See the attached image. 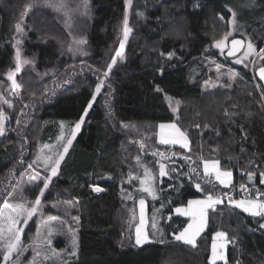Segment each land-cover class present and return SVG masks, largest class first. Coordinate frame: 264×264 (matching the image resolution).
I'll use <instances>...</instances> for the list:
<instances>
[{
	"label": "trees",
	"instance_id": "trees-1",
	"mask_svg": "<svg viewBox=\"0 0 264 264\" xmlns=\"http://www.w3.org/2000/svg\"><path fill=\"white\" fill-rule=\"evenodd\" d=\"M89 1L83 59L68 56L55 41L68 37L50 10L35 5L29 13L35 22L43 19L37 27L47 40L31 32L24 56L34 59L37 85L51 82L41 91L43 97H32L31 115L25 118L22 110L21 120L14 112L11 123L19 119L16 131L0 138V208L11 192L12 179L34 158L37 144L54 139L60 122L75 125L87 109L72 149L42 198L72 203L77 255L69 264H209L212 237L218 231L226 233L229 242L227 262L218 264H264V228L260 227L264 215L245 214L229 200L208 212L207 226L194 246L175 239L187 218L174 209L191 198L239 191L241 198L264 201V89L255 71L252 78L249 64L237 65L214 47L229 32L231 11L224 0H131L128 10L126 0ZM28 2L0 0V72L11 64L13 23ZM126 11L132 32L123 59L117 57L109 71ZM244 32L255 51L264 49V16L252 20ZM259 57L256 67L263 64V53ZM209 59L239 69L238 77L214 74ZM44 71H49L48 78L38 82ZM33 74L24 68L18 76L20 84L27 85V78L31 85ZM210 76L219 84L204 88ZM164 94L179 102L176 117ZM165 122H175L187 134V150L158 142L157 127ZM205 160H216L232 171L230 186L204 175ZM141 161L151 173L158 197L147 199L151 241L137 245L129 213L131 200L144 195L137 188ZM160 162L168 173L162 178ZM248 173L254 176L252 182ZM92 184L103 191L92 194ZM35 192L26 190L24 199L31 201ZM35 228L34 215L23 228L24 243ZM3 254L0 247V264H4Z\"/></svg>",
	"mask_w": 264,
	"mask_h": 264
},
{
	"label": "rangeland",
	"instance_id": "rangeland-1",
	"mask_svg": "<svg viewBox=\"0 0 264 264\" xmlns=\"http://www.w3.org/2000/svg\"><path fill=\"white\" fill-rule=\"evenodd\" d=\"M68 2H69V5L71 8L77 9L76 11L71 12L69 17H66L63 14V12H57L50 7H46L43 3V0H29L28 4L23 9H20L18 16L15 18L14 23H13V33H12V37L10 38L11 44L13 47V55L11 58L12 59L11 64H10V66H8L4 70H2V72H0V111L3 112V114L6 118L3 121L4 132L2 135H0V138L11 135L16 131V128L18 126L17 123H18L19 119L17 122L15 121L14 125L11 123V121H12L11 116L14 112H18L17 118L20 117L22 110H23V112L26 113L25 118H27L31 115V113L33 112L32 108L34 107L33 101L43 97V93L41 91L43 89H45V85H49L51 82V80L50 81L48 80L45 84L43 83V85H37L35 83V79H34V76L36 75L35 74L36 72H35L34 59L31 57H25L24 56L25 45H26V43H28L30 41L29 36H30L31 32H36L35 35H39V36L44 37L43 34L42 35L39 34V32H38L39 28L37 27V24H38V26H40L43 23V19L39 18L38 22H35V19H33L29 14L31 9L33 7H35V5L50 10L49 12H51L53 15H55L56 18L58 19V21L66 29L67 37H68L67 41L65 40L66 36H65V38H60V40L55 38V41L61 46L63 51L68 56H71L73 59L78 60V59H83L87 55L86 43L81 45V44H77L76 41H79L80 39L86 40V36L84 34L85 33L84 23L88 20V18L90 19V14H91V12H90L91 11L90 10V1L87 0V8L86 9L83 7V0H68ZM224 2H225V5L227 6V8L231 11V18L229 20V32H227V33H231V34L227 36V39L225 41L226 46L223 48V50L218 49L216 47L215 48L220 52L221 55H223L226 48H227V42L229 39H231L232 37H235V36L245 38L246 46H245L244 51L241 53V55L239 57L235 58L233 61L237 65H244V67H247L249 64L250 67L248 66V69L252 73V78H254V71H255V68L258 67V66L256 67V65L260 59L259 56L261 55V52L255 51L254 45L249 40V38L246 37V35H245L244 28L252 20H255V19L260 18L261 16H264V0H224ZM30 4L32 5V7H28ZM130 5H131V3L126 4V6H127L126 10H128L130 8ZM77 6H79V7L77 8ZM26 9H27V12H26V15H24V18L22 21V26L24 28V31L22 33H18L16 31L15 25L18 22H21V14L25 13ZM233 12H235V14H236L235 18H233V16H232ZM128 19H129V16H128ZM128 22H129V20H128ZM128 27L131 28L129 26V23H128ZM131 32H132V29H131ZM131 32L129 33V36L131 35ZM129 36H128V38H129ZM44 39L47 40V38H45V37H44ZM17 40L20 41L19 44H17ZM121 41H124L123 50H121V48H120V42ZM120 42L117 46L116 52L122 51V55H123L125 46L128 42V39L124 40V26H123V30H122V35L120 37ZM249 43H251L253 46L251 50L248 48ZM69 47H71V49H72L71 51L69 50ZM17 48L20 49L21 60L27 59L29 61V63L21 65L20 73L25 68L27 71L28 70L33 71L34 74H33L32 79H31V85H29L27 78H25L27 85H23V84L21 85L19 82V77H18L20 74L19 73L16 76V81H17V84L20 85V89L14 91L11 89L10 80H8L7 77H8L9 72H12L15 70L16 63H17V60H16V49ZM263 56H264V53H263ZM114 58H117L116 53L114 55ZM209 61L212 65H210L208 68L211 69L214 72V74L219 75V76H228L230 78L231 73H236L235 77H238V75H239L238 71H240L239 69H237L235 67H234V69L229 68V67H225L224 65H222L221 63H219L216 60L209 59ZM237 61H240V62H237ZM111 63H112V61H111ZM217 65L221 66L219 70H217ZM48 72L49 71H44L43 77L38 79V82L42 83L41 80L47 79L48 78L47 77ZM208 78L209 79H206V81H205L204 88H212V87L219 84L218 80L212 79L211 76ZM32 81H33V83H32ZM98 85L101 86V84H98ZM254 85H256L255 82H254ZM35 92H38V94L35 95L34 94ZM29 93H31V94H29ZM32 97L35 100H33ZM23 98H26V99L23 100ZM164 100L166 101L170 112L176 117V115H177L176 113L178 110L176 99L167 95V94H164ZM4 101H7V103H4ZM9 104H11L12 106L9 107ZM85 116L86 115H84V117ZM20 119L22 120V117H20ZM63 122H64L63 128L61 127V122L58 124V127H59L58 134L54 137V139H52L51 141H48V142L46 141V142H42V143L37 144L36 149H35L34 158L31 161L27 162V165H26L24 171H22L17 177L15 176L12 179V183H13L12 189H11V192L9 193V195L7 196V197H11V198L6 197L5 198L6 200H17L20 202L21 196H20L19 190L21 188H23L24 193L26 190L36 189V192L33 196L34 199L29 201V202H34L36 196L39 193V187H42V183H38L36 181L29 183V177L32 175H36L38 173L39 177L42 179L44 176H46L48 174L45 171V165H44L43 159L38 160L37 159L38 157L42 158V157L47 156V155H52V153H54V152H62L63 151V145L66 144L67 139L71 138V131L75 126L73 124L71 125L67 121H63ZM173 123H175V122L159 123V125L157 127V139H158L159 143H160V138H161L162 132L167 137H171L173 135L171 129L165 128L162 130L160 128V125L161 124L169 125V124H173ZM82 124H81V126H82ZM25 126H27V125H25ZM78 131L76 132V135H77ZM182 132H184V131H182ZM184 134L187 137V140L189 142V138H188L187 134L185 132H184ZM76 135H75V138H76ZM75 138L72 139V144H71V146H69L68 152L65 154L64 159L68 156L70 150L72 149ZM45 145H49L51 147L45 148L44 147ZM164 145L182 147L180 144H164ZM182 148H184V147H182ZM188 148H189V146H188ZM188 148H184V149L187 150ZM34 161H36V163H33ZM205 161H208L209 164L211 165V163L215 162L216 160H205ZM29 164H33V167L29 168L28 167ZM158 164H159V167H158V174H159L160 173V164H164V163L160 162ZM139 166L142 167V169H141L142 171H141V174L139 176L137 188L139 189V192H141L144 195L141 196L140 198H135L134 200L133 199L131 200L133 204L130 208L129 222H131L130 231L133 233V237L135 239V242H136V229H137V227H140L142 229V236L147 235V237H148V240L142 243V244H145V243L151 241V239L149 238V236L147 234V224H148L147 199L153 198V197L156 198V197H158V195H157L155 188L153 187V184H152V189H153L152 195L144 192V190H143L144 185H142L140 183V180L145 178L144 177L145 169L148 170L150 177H151V173L143 161L139 162ZM59 168H60V166H59ZM218 169L221 172L229 171L232 173L231 170H226V169L221 168L219 166V164H218ZM165 171H167L166 166H165ZM202 172L204 173V161L202 162ZM209 175L213 176V178L215 180H217L216 176H215V171L212 170L211 167H210ZM159 176H160V174H159ZM163 177H165V176H163ZM160 178H162V177L160 176ZM151 179H152V177H151ZM227 179H228V185L227 186L221 184L219 182V180H217V181L221 186L228 187L232 183L233 174L231 175L230 178H227ZM253 179H254L253 175H252L251 179H249V176H247L248 182H252ZM97 187H99L103 191V188L101 186L92 184L89 186V189L91 190L92 194L95 195V194L102 192V191H95V188H97ZM233 192H235L236 197L230 199L228 201V204H230L231 206L235 207L239 211H241L245 214H248V215H251V214L243 211L242 208L236 207L234 202L249 201V200H257L260 202H264V201L258 200V199H244V198L240 197L239 191H233ZM132 196H134L133 193H132ZM24 198H25V195H24ZM141 198H143L145 200V205H144V210H143V223H141V208L139 205V200ZM204 199H206V195L203 197H200V198H191L189 200H204ZM26 201H28V200L26 199ZM9 203L15 204L18 202L10 201ZM29 206H31V205L29 204ZM215 206L216 205H213L212 208H208L205 210L206 223H205L203 230L199 234H201L205 230V228L207 226L208 212L211 209H214ZM187 207H188V202L184 205L177 206L174 209L175 214L181 215V216H184L187 218L186 226L182 230H180L176 235H179L181 232H183V230L188 226V224L192 222L191 216L182 215L181 213H178L176 211L177 208L184 209ZM2 208H3V203H2ZM71 208H72V203L69 204V202L63 201V200H52L50 202H48V201L43 202L42 201L41 206L39 207L38 211L35 214V221H36L35 231L31 234L29 241L27 243H24L23 240L21 243V248L27 249V250L23 251L19 256H17V254L14 253L13 256L11 257V259L7 262V264H33V262H34V264H65V261H68V262L73 261L77 255V245L75 246V248H73V245L71 243V238L74 235L77 239L78 226H77L76 219H74L76 217L71 214ZM6 211H9V210H6ZM49 217H56V219L53 221H50L46 225L45 221H48ZM21 226H22L21 228H24L25 224H23V222H21ZM49 229L52 230L51 234H49ZM38 230H39V236H37ZM218 232H221V231H218ZM216 233L217 232H215L213 234V237H212L210 253H209V257H208V263L209 264H211L212 243H213L214 239L216 240V243L218 245V252L222 251L224 254V257H225L224 260H219V259L216 260V264L227 262V247L229 245V242H228L226 237H224V238L217 237ZM199 234L196 236L195 242H196V239L199 236ZM47 239H51V249L54 250L57 253V255L53 256L51 251H49L48 249H46L44 247H41L37 250L40 251L42 253V255L37 256L36 252L33 251V248L36 247L37 244H42L43 241H45ZM178 241L186 243L184 240H178ZM142 244H139V245H142ZM186 244H188V243H186ZM220 244H224V248L222 250L219 248ZM72 251L76 252L75 256H70V253ZM45 252H47V257H48L47 259H44L43 254ZM4 264H5V262H4Z\"/></svg>",
	"mask_w": 264,
	"mask_h": 264
},
{
	"label": "snow or ice",
	"instance_id": "snow-or-ice-1",
	"mask_svg": "<svg viewBox=\"0 0 264 264\" xmlns=\"http://www.w3.org/2000/svg\"><path fill=\"white\" fill-rule=\"evenodd\" d=\"M43 3L46 7H50L54 9L57 12H63V14L66 17H69L70 13L73 11H76L77 9H73L70 7L68 0H43ZM131 0H126V4H130ZM28 7H32L30 4ZM79 6H77L78 8ZM83 7L86 9L87 8V0H83ZM27 9L25 10V13L21 14V22H18L15 25L16 31L18 33H22L24 31V28L22 26V21L24 18V15H26ZM235 12L232 13L233 18H235ZM131 32V28L128 27V17H127V11L125 13V18H124V40L128 39L129 33ZM231 33H226L223 39H219L215 41L214 47L223 50V48L226 46L225 41L227 39V36L230 35ZM20 41L17 40V44H19ZM77 44H85L86 40L80 39L79 41H76ZM241 41L238 40H233L232 45L233 49L237 45H239ZM252 44L249 43L248 48L251 50L252 49ZM120 48L123 50L124 48V41L120 42ZM69 50L71 51V47H69ZM261 53H264V49H260ZM233 51H229L228 55H233ZM171 53H169V58H171ZM116 57L123 59L122 51H117L116 52ZM264 58V57H262ZM16 67L15 70L12 72L8 73V80L12 82V87L13 89H19L20 85L17 84L15 80V75L16 73L21 71V65L22 64H27L29 61L27 59L21 60V52L20 49H16ZM117 62L116 58L112 59V63L108 65V70L110 71L112 66L115 65ZM240 62V61H237ZM220 65H217V70L220 69ZM107 72H105V76H107ZM236 73H231L230 78H234ZM259 75L261 79H264V67H261L259 69ZM101 90V86L98 85L96 88V92L99 93ZM159 90V89H158ZM95 97H93V100ZM4 103H7V101H4ZM179 103V102H177ZM12 105L9 104V107ZM92 104L91 102L88 105V108H91ZM87 115V109H85V114ZM5 116L2 111H0V135L3 134L4 129H3V121L5 120ZM84 122V116L80 117V120L75 123L74 128L71 131V138L67 139L66 144L63 145V151L62 152H54L52 155H47L44 157H38L37 159H43L44 165H45V171L48 173L46 176H44L42 179L39 177V174L37 173L36 175H32L29 177V183L31 182H38L42 183V187H39V193L36 196L34 202H29L24 199V189L21 188L20 191V196H21V202L18 203H9L8 200H5L3 202V208H0V247L3 248L4 250V255H3V260L5 264L11 259L14 253L19 256L23 251H26L27 249H22L21 248V243H22V233H23V228L17 227L18 224L23 222V224L27 225L28 221L36 214L38 211L39 207L41 206L42 203V198L45 196L46 190L49 189L51 180L53 177L57 176L59 166L61 162L64 160L65 154L68 152L69 146L72 144V139L75 138L76 132L80 129L81 124ZM64 122H61V127L63 128ZM160 128L163 130L165 128L171 129L173 135L171 137H167L161 133V138H160V143L162 144H180L184 148H188L189 142L187 140V137L185 136L184 132H182L175 123L165 125L161 124ZM45 148H50L51 146L45 145ZM163 156V154H161ZM190 159V158H189ZM23 162V161H21ZM33 163H36L34 161ZM218 161L212 162L211 165L209 164L208 161H204V175L207 176L209 175L210 172V167L212 170L215 171V176L216 179L219 180V182L225 186L228 185V179L230 178L232 173L229 171H223L221 172L218 169ZM29 168L33 167V164L28 165ZM195 172V169L192 170ZM160 176H166L168 175L167 171H165V165L160 164ZM252 173H248L249 179L252 178ZM262 176H264V173H261ZM144 179L140 180V183L144 185V192L152 195V179L149 175V172L147 169H145L144 173ZM223 177V178H222ZM261 183H264V179L261 180ZM196 188L200 191H203L201 188V185L197 183ZM95 191H102L99 187L95 188ZM11 195V194H10ZM155 198V197H153ZM222 203V200L220 197H213L211 193H208L206 195V199L204 200H189L188 201V207L181 209L177 208L176 211L178 213H181L182 215H188L192 217V222L188 224V226L181 232L179 235L175 236L176 240H184L186 243L195 245V238L196 236L203 230L205 223H206V214L205 210L208 208H212L213 205ZM235 206L238 208H242L243 211L250 213L253 216H261L264 215V202H260L257 200H249V201H238L234 202ZM29 204L31 206H29ZM139 205L141 208V223H143V210H144V205H145V200L141 198L139 200ZM8 211V214L5 215V211ZM56 217H49L48 221H45V224L47 225L50 221L55 220ZM76 219V218H74ZM153 227H156L155 222L153 223ZM261 228H264V224L260 225ZM51 229H49V234H51ZM37 236H39V230L37 231ZM217 237L224 238L226 237V233L224 232H217L216 233ZM148 237L147 235L142 236V229L140 227H137L136 229V243L142 244L143 242L147 241ZM71 243L73 245V248L77 245V239L73 235L71 238ZM44 247L48 249L49 251L52 252V255L55 256L57 253L51 249V239H47L43 241L42 244H37L36 247L33 248V251L36 252L37 256H41L42 253L38 251L37 249ZM219 248L222 250L224 248V244H220ZM44 259H47V252L44 254ZM76 252L72 251L70 253V256H75ZM224 260V254L222 251L218 252V245L216 243V240H213L212 243V256H211V264H216V260ZM34 264V262H33ZM65 264H69L68 261H65Z\"/></svg>",
	"mask_w": 264,
	"mask_h": 264
},
{
	"label": "water",
	"instance_id": "water-1",
	"mask_svg": "<svg viewBox=\"0 0 264 264\" xmlns=\"http://www.w3.org/2000/svg\"><path fill=\"white\" fill-rule=\"evenodd\" d=\"M233 40H238V41H241V43L239 45H237L235 47V49H233V45H232V41ZM245 46H246V41L244 38L242 37H238V36H235V37H232L231 39L228 40L227 42V48L224 52V57L227 58V59H230V60H233L237 57H239L241 55V53L244 51L245 49ZM229 51H233L234 54L233 55H228ZM261 67H264V59H263V64L258 66L256 69H255V76L257 78V80L260 82V84L262 85L263 89H264V79H261L260 75H259V69ZM20 72L16 73L15 75V80H16V76L19 74ZM17 82V81H16ZM10 84H11V89L12 90H18V89H13L12 87V82L10 81ZM20 89V88H19Z\"/></svg>",
	"mask_w": 264,
	"mask_h": 264
},
{
	"label": "built area",
	"instance_id": "built-area-1",
	"mask_svg": "<svg viewBox=\"0 0 264 264\" xmlns=\"http://www.w3.org/2000/svg\"><path fill=\"white\" fill-rule=\"evenodd\" d=\"M262 179H264V176L261 177V180H262ZM234 197H236V196H235V192L230 191V192L224 194V195L221 197V200H222V201H228V200H230V199H232V198H234Z\"/></svg>",
	"mask_w": 264,
	"mask_h": 264
},
{
	"label": "bare ground",
	"instance_id": "bare-ground-1",
	"mask_svg": "<svg viewBox=\"0 0 264 264\" xmlns=\"http://www.w3.org/2000/svg\"><path fill=\"white\" fill-rule=\"evenodd\" d=\"M228 103H229V101H228ZM230 104H231V102H230ZM230 106V105H229ZM224 107V106H223ZM235 109H236V107H235ZM239 113V112H238Z\"/></svg>",
	"mask_w": 264,
	"mask_h": 264
}]
</instances>
